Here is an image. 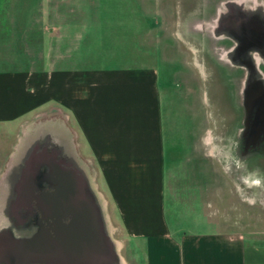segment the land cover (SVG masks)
<instances>
[{"label": "crops", "instance_id": "obj_1", "mask_svg": "<svg viewBox=\"0 0 264 264\" xmlns=\"http://www.w3.org/2000/svg\"><path fill=\"white\" fill-rule=\"evenodd\" d=\"M136 10L0 8V142L20 127L0 153V264H128L129 241L145 264H264V240L218 232L174 199L168 215L186 136Z\"/></svg>", "mask_w": 264, "mask_h": 264}, {"label": "rangeland", "instance_id": "obj_2", "mask_svg": "<svg viewBox=\"0 0 264 264\" xmlns=\"http://www.w3.org/2000/svg\"><path fill=\"white\" fill-rule=\"evenodd\" d=\"M80 3L137 9L130 16L141 25L144 52L146 28L158 35L151 53L157 54L161 81L170 85L186 136L183 157L168 176V215L178 209L174 199L190 206L187 216L213 221L218 232L264 240V183L252 185L264 178V0ZM19 134V125L10 129L0 153ZM129 243L122 249L128 264H145L143 247Z\"/></svg>", "mask_w": 264, "mask_h": 264}, {"label": "clouds", "instance_id": "obj_3", "mask_svg": "<svg viewBox=\"0 0 264 264\" xmlns=\"http://www.w3.org/2000/svg\"><path fill=\"white\" fill-rule=\"evenodd\" d=\"M264 183V178L261 177H256L255 179H253L252 181V185L256 186V187H260L261 184ZM252 203H255V201H251Z\"/></svg>", "mask_w": 264, "mask_h": 264}]
</instances>
